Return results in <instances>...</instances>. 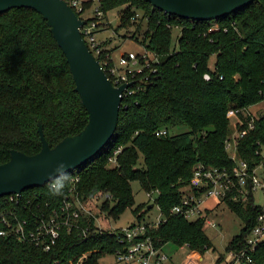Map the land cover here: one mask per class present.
<instances>
[{
  "label": "trees",
  "instance_id": "trees-1",
  "mask_svg": "<svg viewBox=\"0 0 264 264\" xmlns=\"http://www.w3.org/2000/svg\"><path fill=\"white\" fill-rule=\"evenodd\" d=\"M98 2L105 20L110 9L121 8L115 31L125 29L157 55L159 62L151 64L156 71L145 68L150 79L143 81L141 75L134 90L122 97L115 134L97 155L68 173L71 179L61 195L49 192V181L23 190L15 197L17 202L0 196V213L12 210L16 216L33 221V214L58 207L73 187L84 201L102 195L99 209L115 220L134 204L131 183L138 181L145 193L158 191L155 203L165 219L146 233L157 247L163 249L170 242L200 254L213 250L204 231L210 211L188 221L170 209L179 203L196 163L226 168L233 165L224 145L233 131L229 109L236 110L243 120L238 129H247L237 139V157L247 161L250 169L261 162L264 113L253 116L248 108L264 101V0L253 1L217 20L174 16L146 0ZM82 3V11L72 8L78 16L95 2ZM107 43L100 41L102 53L95 55L101 64L108 58L106 54L113 52ZM211 55H215L213 64ZM205 74L208 79H204ZM74 87L66 57L46 20L31 7L0 12V163L9 159L10 149L27 155L39 151L38 122L51 147L84 127L89 116ZM178 126L187 131L171 134L169 128ZM161 128L168 133L156 135ZM118 147L121 150L115 155V163L110 164L109 157ZM76 177L77 181H72ZM148 204L133 208L138 220L147 212L142 209ZM227 207L239 217L242 228L229 239L217 262L224 261L226 252L239 253L248 246L247 237L262 211L251 199L245 204L229 201ZM79 224L85 234L80 229L62 230L50 251L13 235H0V264H68L69 259L84 253L83 264H101V257L114 255L121 248L117 239L120 229H98L92 216L82 215ZM249 255L252 261L247 264H264V239Z\"/></svg>",
  "mask_w": 264,
  "mask_h": 264
},
{
  "label": "built area",
  "instance_id": "built-area-1",
  "mask_svg": "<svg viewBox=\"0 0 264 264\" xmlns=\"http://www.w3.org/2000/svg\"><path fill=\"white\" fill-rule=\"evenodd\" d=\"M82 1L86 0H69L68 3L77 11L83 10ZM94 5L89 10H85L78 17L84 20L80 26V34L89 51L95 56L102 53V46L96 35L97 27L103 22L102 11L99 9L98 0H94ZM88 12L91 16L85 17ZM142 52L127 51L118 56L115 60L113 53L106 54V59H103L101 67H103L110 82L115 86L130 83V85L121 93V99L128 93L134 90L135 85L140 76H143V81L150 79L148 73H144L145 68H150L154 73L156 69L151 67L152 63H158L159 57L142 47ZM109 61L112 63L109 65ZM207 74L204 79H208ZM140 85L137 84V88ZM236 110L229 109L227 116L230 119V125L233 131L227 135L224 140L225 149L228 151L233 165L231 167H216L206 166L201 162L195 164L190 176L188 185L182 188L181 198L178 204L170 209V212L177 215H182L186 220L193 221L196 218L206 215V211H210L209 216L204 220V226L216 227L218 222L210 218V215L215 212L220 203L227 206L229 201L245 204L250 199L254 205V194L259 191L263 194L264 199V149L261 150V162L254 168L250 169L247 161L237 157V139L242 137L247 132L246 128L238 129L243 125V120L238 118ZM235 118V120H232ZM248 127H252V121L248 123ZM165 128H161L156 132V135L161 136L167 134ZM121 150L120 147L114 150L113 156L109 157L110 164L115 163V155ZM72 181H77V177ZM158 191H147V202L153 203L156 206L158 216L155 219L149 218L145 222L131 223L125 227L118 228L120 233L117 239L121 244V248L117 249L113 255L115 264H165L167 254L162 248L154 244L150 235H146L148 228L156 227L164 221L162 212L155 203ZM19 194L3 195L4 199L16 201L15 197ZM97 199V198H95ZM94 199V200H95ZM214 199L211 206L204 204L207 200ZM93 201V200H91ZM90 200H81L73 187L69 189L68 195L58 207H49L40 211L38 214H33V221L26 218H20L12 210L1 211L0 222L3 227L0 229V235H13L21 241H27L42 248L44 251H50L52 246L57 242L62 230L70 231L72 229H80L85 234L86 230L81 229L79 220L82 215L94 217L90 208L86 207ZM261 208V213L256 219L254 229L247 237V247L237 253L230 250L225 253L223 259L225 264H247L251 262L249 252L254 250L257 244L264 239V203L258 205ZM97 226V225H96ZM98 227V226H97ZM100 227V226H99ZM116 229V228H115ZM115 229L112 232H115ZM182 247V246H181ZM86 258L84 253L77 259H69L68 264H83Z\"/></svg>",
  "mask_w": 264,
  "mask_h": 264
},
{
  "label": "water",
  "instance_id": "water-1",
  "mask_svg": "<svg viewBox=\"0 0 264 264\" xmlns=\"http://www.w3.org/2000/svg\"><path fill=\"white\" fill-rule=\"evenodd\" d=\"M154 7L179 17L194 20H217L256 0H146ZM12 7H31L49 27L70 68L74 90L87 111L88 121L77 134L66 135L49 146L42 124L38 122L39 151L27 155L10 149V157L0 163V196L20 194L27 188L49 183V173L64 161L72 172L101 150L115 134L121 93L130 83L115 86L110 82L99 60L88 50L80 19L65 0H0V12ZM153 206L147 205L146 209Z\"/></svg>",
  "mask_w": 264,
  "mask_h": 264
},
{
  "label": "rangeland",
  "instance_id": "rangeland-1",
  "mask_svg": "<svg viewBox=\"0 0 264 264\" xmlns=\"http://www.w3.org/2000/svg\"><path fill=\"white\" fill-rule=\"evenodd\" d=\"M121 8H113L110 9L106 13V22L100 24L99 27L96 29V35L99 41L108 40L107 46L110 48L112 47V53L115 60H118V56L127 51H134V52H142V46L139 42L129 36V32H127L123 28H118L115 31L119 23V13ZM91 16L90 13L85 17ZM144 28V27H143ZM130 30L132 28L130 27ZM178 29L175 27L173 29V42L176 46V35ZM125 33L127 34L126 36ZM141 37V34L140 36ZM215 59V55H211L210 57V64H213ZM248 112H251L253 116H258L259 113H264V101L258 102V104L250 106L248 108ZM232 120H235L233 118ZM171 134H176L178 132L187 131V128L184 126H178L169 128ZM139 161H142V157L140 156ZM133 197H134V204L131 208H127L119 218L112 219L110 216L107 215L104 211L99 209V205L104 200L102 195L98 196L97 199L88 202L86 204L87 208H90L92 213L94 214L95 224L98 226V229H108L114 230L115 228L125 227L131 223L138 222L135 214L133 213V208L141 203H147V196L146 193L140 188L138 181H132L131 183ZM254 199L256 204L261 205L264 203L263 194L259 191L255 192ZM214 199L207 200L204 204L207 206H211L214 203ZM111 204L113 202L111 201ZM146 209L143 207L142 211ZM158 216L156 206L147 209V212L143 215V218L139 220L140 222H145L149 218L155 219ZM211 219L218 222L219 225L216 227H209L207 225L204 226V231L208 236L211 243H213L214 249L206 250L203 256V263L202 264H225L224 262H217V258L220 254H223L225 251V247L228 244L227 242L229 239L238 234L242 228L241 221L239 217L235 214L233 210H230L225 204L220 203L216 208L215 212L210 215ZM100 226V227H99ZM164 253L167 256L171 257V259L176 262L177 264L181 263L183 259L187 257V254H190L191 250L186 246L182 245L179 247L173 243H166L164 244L163 248ZM101 264H115L113 255H104L100 258ZM99 262V263H100ZM165 264H171L170 258L167 259Z\"/></svg>",
  "mask_w": 264,
  "mask_h": 264
},
{
  "label": "clouds",
  "instance_id": "clouds-1",
  "mask_svg": "<svg viewBox=\"0 0 264 264\" xmlns=\"http://www.w3.org/2000/svg\"><path fill=\"white\" fill-rule=\"evenodd\" d=\"M69 165L60 161L48 174L50 183L48 185L49 192L53 195H61L71 177L67 173V168Z\"/></svg>",
  "mask_w": 264,
  "mask_h": 264
},
{
  "label": "crops",
  "instance_id": "crops-1",
  "mask_svg": "<svg viewBox=\"0 0 264 264\" xmlns=\"http://www.w3.org/2000/svg\"><path fill=\"white\" fill-rule=\"evenodd\" d=\"M171 261V264H177L174 262L171 257L167 256V259ZM203 263V256L198 251H191L190 254H187V257L182 260L179 264H202Z\"/></svg>",
  "mask_w": 264,
  "mask_h": 264
}]
</instances>
